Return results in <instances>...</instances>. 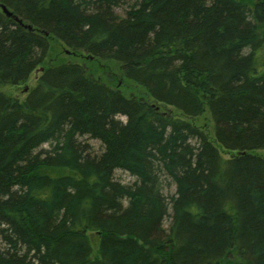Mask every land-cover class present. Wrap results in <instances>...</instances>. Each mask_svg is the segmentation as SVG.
<instances>
[{"label":"trees","instance_id":"trees-1","mask_svg":"<svg viewBox=\"0 0 264 264\" xmlns=\"http://www.w3.org/2000/svg\"><path fill=\"white\" fill-rule=\"evenodd\" d=\"M262 50L264 0H0V264H264Z\"/></svg>","mask_w":264,"mask_h":264},{"label":"rangeland","instance_id":"rangeland-1","mask_svg":"<svg viewBox=\"0 0 264 264\" xmlns=\"http://www.w3.org/2000/svg\"><path fill=\"white\" fill-rule=\"evenodd\" d=\"M50 40H54V39L51 38ZM262 53H264L263 50L261 54ZM73 59L84 62L87 70L97 78H100L102 81L112 84L114 86H118L123 92H126L127 94H129L130 92H136V87L132 86L130 82H126L123 80L121 74L119 73L118 67L114 63L106 62L99 59L88 58L81 54L75 55L69 49L64 48V46L61 45L59 42L51 41L49 62L55 63V61L59 62L60 60H73ZM40 68L36 69L31 74L26 84L18 87H7L3 89L11 94H14L16 97L23 98L27 93L28 88L34 84L36 77L39 74V71L41 70ZM170 113L175 114L176 112L170 110ZM192 120L195 121L197 124L201 125L202 127L206 128V130L208 129V131L212 133L211 125L209 124L210 122L206 115L199 116L198 118ZM90 143L93 144L96 150L98 149L99 147L98 142L91 140ZM115 176L123 183L133 182V178L125 172L118 170L115 172ZM92 244L93 247L95 248L96 242L94 240L92 241Z\"/></svg>","mask_w":264,"mask_h":264},{"label":"water","instance_id":"water-1","mask_svg":"<svg viewBox=\"0 0 264 264\" xmlns=\"http://www.w3.org/2000/svg\"><path fill=\"white\" fill-rule=\"evenodd\" d=\"M1 9H2V11L8 16V17H10V16H12V13L10 12V11H8V9L4 6V5H1ZM16 19V18H15ZM17 20V19H16ZM19 22H21V21H19ZM41 70H42V68H41ZM26 89V88H25Z\"/></svg>","mask_w":264,"mask_h":264}]
</instances>
